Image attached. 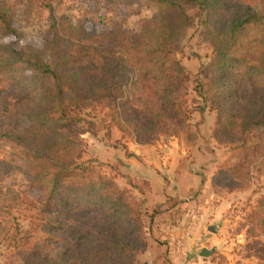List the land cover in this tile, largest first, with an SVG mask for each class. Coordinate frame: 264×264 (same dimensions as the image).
Listing matches in <instances>:
<instances>
[{
    "label": "trees",
    "instance_id": "16d2710c",
    "mask_svg": "<svg viewBox=\"0 0 264 264\" xmlns=\"http://www.w3.org/2000/svg\"><path fill=\"white\" fill-rule=\"evenodd\" d=\"M149 1L156 10L136 31L121 21L100 30L86 18L51 15L39 47L19 43L21 33L0 3V83L13 101L0 126L12 158H0V175L15 157L27 161L24 195L14 199L30 217L22 229L0 186V245L10 249L0 264H138L147 249L145 218L152 214L101 171L97 158L82 159L83 109H105L121 136L137 144L164 135L195 147L190 105L198 104L200 115L214 111L211 137L228 149L212 184L233 191L254 173L264 175V0L262 8L252 0ZM189 8L197 9L212 50L191 102L187 69L176 56ZM246 218L251 236L262 237L255 255L264 261V193Z\"/></svg>",
    "mask_w": 264,
    "mask_h": 264
},
{
    "label": "rangeland",
    "instance_id": "374dc122",
    "mask_svg": "<svg viewBox=\"0 0 264 264\" xmlns=\"http://www.w3.org/2000/svg\"><path fill=\"white\" fill-rule=\"evenodd\" d=\"M252 1L260 5V8L263 7L262 0ZM0 3L7 5L13 19V25L21 33L19 43L28 42L38 47L42 44L50 29L51 15L54 17L65 15L73 21L86 18L95 22L96 27L100 30L104 28V25L110 26L114 21H121L125 27L136 31L140 19L150 16L156 10V6L149 0H0ZM188 15L189 20L185 33L176 44V56L187 69V97L191 102L198 96L196 91L193 90L197 71L201 65L207 63L212 57V50L203 40L200 16L197 9L189 8ZM5 40H13V37L8 36ZM6 87L4 83H0V126L3 123L6 124L3 121L7 120L8 110L5 108V104L13 102L12 99H9ZM198 106V104L190 105V120L193 123L197 122L194 144L199 146L200 152L195 151L196 146L189 145L183 138H179V145L185 152L182 158H191V161L187 164L188 167L192 171L201 170V174L203 172L208 174L213 168L212 162H217L215 164L216 168L224 163L228 149L227 146L219 145L211 137L214 111L206 109L200 115L197 110ZM80 114L82 120L77 126L83 131L80 137L85 144L84 150H86L82 159L89 158L90 153L97 156L94 158H97L102 172L110 176L113 175L120 182H124L121 177H125L126 168L124 166L119 167L121 164H119L117 157L123 152V149L127 148L124 142H128L130 139L121 136V133L106 115L105 109L100 107L83 109ZM119 136L121 137L119 138ZM171 140H177V138L159 136L158 140L152 143L155 147L153 152L159 153L160 148L165 151L168 147L164 145ZM157 144H160V146ZM12 152V144L6 139L0 138V158L10 159L12 158ZM202 153L205 155L204 162L195 169L192 164L195 158L203 155ZM13 166L8 173L3 176L0 175V186L5 192L2 200L8 206L6 207L8 213L21 225L22 229H28L30 227L29 212L25 211L21 199H14L16 193L19 194L20 198L24 195L22 191L26 189V182L22 172L26 169L27 161L15 157ZM165 179L167 180V178ZM205 188L204 191V188H200V195L204 193L205 196H211L210 200L213 202L225 197V201L231 204L222 217L218 219V223H214L217 229V233L214 234H216L217 239L212 242H205L213 252L210 256L213 264H264V261L255 255L257 251L256 240L262 239V237L260 235L254 238L251 236L248 232L249 226L246 218L247 213L254 208L257 199L264 193V175L259 172L254 173L249 185L238 190L227 191L222 187H213L212 185ZM128 190L134 200L142 202L143 209L142 199H137V195H133L132 191ZM226 192L232 193L227 195ZM167 197L169 200L177 199L172 207H169V209L156 207V209H151L149 212L156 218L154 221L155 229H159L163 234L175 230H190V224L180 228L179 226L182 223L177 221V218H182L181 212L183 209L178 204L183 199L178 200L179 198L175 197L174 194H167ZM193 207L191 206V209ZM147 219L149 218H145V224H147ZM146 226L149 227L148 224ZM146 232L148 243L151 238L147 230ZM154 236L151 232V237ZM160 240L167 241L168 238ZM9 253L10 249L6 246V242H2V245H0V263ZM142 262L143 260L140 257L138 264Z\"/></svg>",
    "mask_w": 264,
    "mask_h": 264
},
{
    "label": "crops",
    "instance_id": "0c3cea01",
    "mask_svg": "<svg viewBox=\"0 0 264 264\" xmlns=\"http://www.w3.org/2000/svg\"><path fill=\"white\" fill-rule=\"evenodd\" d=\"M124 143L127 148L123 149L117 159L121 164L119 167L126 168L125 177H121L124 182H120L115 177L117 183L121 187L130 189L133 195H137V199H142L143 209L147 215H150V210L156 207L169 209L174 205L177 199L169 200L167 194H174L179 198L178 200L183 199L178 204L183 209L182 218H177V221L182 223L180 228L187 224L191 226L188 231L183 229L163 234L159 229H155L154 215L151 221L147 219L149 227L146 226L145 229L150 234L151 240L141 256L143 260L141 264H213L210 258L213 252L205 242H212L217 239V236L212 232L210 234L208 227L212 223H218V219L231 204L225 201V197L213 202L210 200L211 196H205L204 193L200 195L199 191L200 188H204V191L205 187L211 185L215 187L211 182V177L216 170L217 162L215 160L212 162L213 168L208 174L205 172L201 174V170L195 172L188 167L187 164L191 158H182L185 152L180 148L177 140L169 141L164 145L168 148L165 151L160 148L159 153L153 152L155 148L153 145H140L130 140ZM157 145L160 146V144ZM126 152L128 154H125ZM204 153L199 158L193 159L192 165L195 169L204 162ZM88 156L93 155L90 153ZM231 193L226 192L227 195ZM191 206H194L193 209ZM151 232L155 235L154 237H151ZM166 238H168L167 241L160 240ZM202 248L209 250L210 254L203 256Z\"/></svg>",
    "mask_w": 264,
    "mask_h": 264
},
{
    "label": "water",
    "instance_id": "95a60500",
    "mask_svg": "<svg viewBox=\"0 0 264 264\" xmlns=\"http://www.w3.org/2000/svg\"><path fill=\"white\" fill-rule=\"evenodd\" d=\"M208 231L212 233H217L216 225L214 223L210 224L208 227ZM201 254L203 256H208L210 254V251L206 248H202Z\"/></svg>",
    "mask_w": 264,
    "mask_h": 264
}]
</instances>
